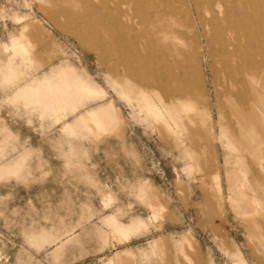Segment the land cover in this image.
I'll return each instance as SVG.
<instances>
[{
  "label": "rangeland",
  "instance_id": "rangeland-1",
  "mask_svg": "<svg viewBox=\"0 0 264 264\" xmlns=\"http://www.w3.org/2000/svg\"><path fill=\"white\" fill-rule=\"evenodd\" d=\"M74 1L0 0V264H264V0L215 1L211 34L149 2L137 58L67 27Z\"/></svg>",
  "mask_w": 264,
  "mask_h": 264
},
{
  "label": "bare ground",
  "instance_id": "bare-ground-1",
  "mask_svg": "<svg viewBox=\"0 0 264 264\" xmlns=\"http://www.w3.org/2000/svg\"><path fill=\"white\" fill-rule=\"evenodd\" d=\"M215 1L217 0H193L197 13L201 17L200 21H202L201 23L203 25L208 26L209 34L216 33L223 29L226 30V28L228 31L231 30L230 26L226 27L223 25L218 18L219 15L212 9V5ZM148 3L154 8H157L159 5L158 0H75L74 5L78 7L79 10H65L61 11V14L66 16V18L68 17V20L79 21L78 25L72 22L66 25L70 28H76L79 35L85 37L86 33H97L100 38L96 42V45L100 47L111 46L119 49L123 48L125 56L131 54L130 56L132 58H137L141 55L134 46L136 44L135 42L143 39L146 40L148 33L146 30L140 29L137 18L146 10V5ZM203 10L211 13V18L207 19L204 17ZM171 12H175L174 8H171ZM50 16L54 20H57L59 17L54 12H51ZM245 18L249 21V24L245 28L235 25L233 26V30L238 35L244 34L252 42L257 37V28L255 24L257 17L255 14H247ZM260 21L264 22L263 18H261ZM77 31L75 30V32ZM263 37L264 36H262V39H264ZM218 39L220 44L218 51L221 62L227 69L233 68L235 66L232 62L233 57L244 56L247 46L240 45L236 37L229 39L221 36ZM262 49L264 51V46ZM183 53L185 57H188L185 51H183ZM250 73L251 68L247 67L243 74V80H246V75ZM116 122L115 115L111 114L107 124ZM112 260L113 258H111L108 263H111Z\"/></svg>",
  "mask_w": 264,
  "mask_h": 264
},
{
  "label": "crops",
  "instance_id": "crops-1",
  "mask_svg": "<svg viewBox=\"0 0 264 264\" xmlns=\"http://www.w3.org/2000/svg\"><path fill=\"white\" fill-rule=\"evenodd\" d=\"M12 94H14V93H12ZM14 97H15V94H14V95H12V96H10L11 100H13V99H14ZM26 148H27V147H26Z\"/></svg>",
  "mask_w": 264,
  "mask_h": 264
}]
</instances>
